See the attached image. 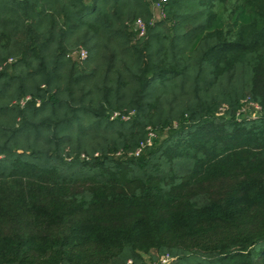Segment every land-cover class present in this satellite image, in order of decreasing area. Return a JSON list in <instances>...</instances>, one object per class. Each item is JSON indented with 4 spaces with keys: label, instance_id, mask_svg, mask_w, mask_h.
I'll list each match as a JSON object with an SVG mask.
<instances>
[{
    "label": "trees",
    "instance_id": "trees-1",
    "mask_svg": "<svg viewBox=\"0 0 264 264\" xmlns=\"http://www.w3.org/2000/svg\"><path fill=\"white\" fill-rule=\"evenodd\" d=\"M163 12L0 0V264H264V0Z\"/></svg>",
    "mask_w": 264,
    "mask_h": 264
},
{
    "label": "built area",
    "instance_id": "built-area-1",
    "mask_svg": "<svg viewBox=\"0 0 264 264\" xmlns=\"http://www.w3.org/2000/svg\"><path fill=\"white\" fill-rule=\"evenodd\" d=\"M150 1L152 2V6L155 8V10L157 12H159L158 19L164 18L165 17V13L163 12V5L166 4L168 0H150ZM135 32L138 33L139 37H144L146 35V33H147L146 32V25L141 19H138L136 21V23H135ZM74 55H76V58H80V59H85L87 57V53L84 50H80L78 52H75ZM11 62H12V59H9L8 63H11ZM29 100H30V97H27L21 102V104L24 105ZM251 105H253V104H251ZM254 106L257 109V113L254 116L253 115L248 116L250 118H256V117L259 116L257 114L261 113V108L259 106H257V105H254ZM243 111H245V109ZM152 135H153V133H151L150 139L147 141L146 144H142L141 149H139L136 152V154H135L136 156H139L141 154V152L145 149L146 146L151 145V143H152ZM169 261H170V258L169 257H165V258L162 259L161 263L168 264Z\"/></svg>",
    "mask_w": 264,
    "mask_h": 264
},
{
    "label": "rangeland",
    "instance_id": "rangeland-1",
    "mask_svg": "<svg viewBox=\"0 0 264 264\" xmlns=\"http://www.w3.org/2000/svg\"><path fill=\"white\" fill-rule=\"evenodd\" d=\"M86 1L89 2L90 0H86ZM152 9L155 12L156 18L158 19L159 12H157L153 6H152ZM73 57L76 59V55H73ZM256 113H257V109L255 108V106L251 104H247V106H245V111L242 112L241 117H247L251 115L254 116ZM257 115H260V114H257ZM168 132H169V129L164 130L163 132H158V133L154 132L152 135V140L158 137L159 138L164 137L165 135H167ZM146 264H150V262L147 259H146Z\"/></svg>",
    "mask_w": 264,
    "mask_h": 264
}]
</instances>
